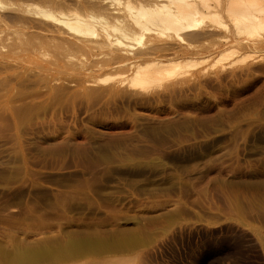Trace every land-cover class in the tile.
Returning <instances> with one entry per match:
<instances>
[{
    "label": "rangeland",
    "instance_id": "obj_1",
    "mask_svg": "<svg viewBox=\"0 0 264 264\" xmlns=\"http://www.w3.org/2000/svg\"><path fill=\"white\" fill-rule=\"evenodd\" d=\"M112 1L0 0V264H264V32L134 41L204 53L144 90L98 23L37 14L135 5Z\"/></svg>",
    "mask_w": 264,
    "mask_h": 264
},
{
    "label": "bare ground",
    "instance_id": "obj_2",
    "mask_svg": "<svg viewBox=\"0 0 264 264\" xmlns=\"http://www.w3.org/2000/svg\"><path fill=\"white\" fill-rule=\"evenodd\" d=\"M133 1L135 2V5L130 4L128 1L125 4V7H123V9L118 11H114V9L110 10L109 9L110 5L108 6V8H105L106 15L105 14L104 15L107 17V19H110V21H108L105 18V16L103 18H97L92 15H87L83 17L77 12L69 13L71 10H69V12L67 11L69 14H66L67 12L61 14L62 12H60L61 16L60 14L58 16H55L54 13H51L48 10H44V9L41 10L42 8L41 9L38 8L39 10L37 11V14H40L44 18L49 19L52 22L63 26L62 29L66 28L65 30H69L72 33H74V35L77 34L79 36L94 34L93 25L98 23L96 25H99L98 31H100L99 34L100 36L99 35L98 36L100 37L99 38L100 41L97 43L99 45H105L107 47H114L116 49V52L119 51L122 52V65L126 67L125 68L126 70L128 69V71L131 72L132 74L131 78L134 81L132 83H135L134 86L139 85L144 90L146 89L150 90L151 88L149 87L153 85H155L156 87L160 86V84L163 83L165 80L167 81V79L169 80L179 77L183 73L185 67L192 66V64L189 65L192 62L190 58L194 56L198 57V55L200 54L202 56L204 53L202 52V50L201 51L195 50L196 47L195 49H193L191 47L192 44L190 45L187 43L188 45H190L189 49L187 48L188 46L186 45L187 46L186 48L188 49L187 51L184 50L182 51V47H180L181 50L178 49L179 47L177 48L178 50L170 48L172 45H170L169 47L170 49H169L168 48L169 44H168L167 46L168 49H163V53L161 52L162 50L161 51L159 50V54L160 53L164 54L165 50H169L168 54H166L165 52V55H163V57L161 56L162 58H160V56L159 57L157 56L158 58H154V60H152L153 62L144 63L146 60L144 58L145 55H152V53L151 54L143 53L142 57H140L141 56L140 54L135 53L136 54L135 55L134 52L131 53V49H133L134 47L133 45L134 41H136L139 44L141 39H143L146 36L147 37L149 36V38H151L152 37L151 35H155L157 36V38L158 37L163 38L162 36H164L165 38L170 36H181V35H183V38H185V36L190 37V32L192 33L194 32V34H196L198 30L200 31V29H204L206 31L207 29H205V27L209 25L208 23L212 22L211 21L212 19L216 17L218 18V16L220 17V15L223 14H225V16L229 18V20L231 19L230 21H233L232 24L234 26L238 27V25L241 24V23L238 24L237 23L238 21H236L240 19L243 20L241 24L243 26H241V28L245 27L244 25L247 23L249 27L246 33L249 36L250 35L257 36L259 35V33L264 32V0H133ZM112 2H113L112 4H114V0ZM244 21L246 22L244 23ZM214 26L216 25L214 24L213 27L211 26L212 30L213 28H215ZM246 28L245 29L243 28L244 31L246 30ZM208 32H210V30ZM192 33H191V37L193 36ZM196 36L198 37L197 34ZM196 36L194 35V38ZM180 38L182 39V37H179V39ZM189 39L190 38H188V40ZM183 41L185 40L183 39ZM131 44L133 45V47ZM164 45L165 44H163V46ZM151 49L154 48L152 47ZM128 50L130 51V53ZM237 50L239 51L240 49ZM237 50L230 52L231 55L237 53L238 52ZM209 52L211 54L212 51L209 50ZM127 53L130 54L129 57L125 56L127 55ZM119 54L117 55V58L120 59L121 57H118ZM143 58L145 60H143ZM187 60L188 61L191 60V62L188 64ZM183 61H186L187 63ZM175 82L178 83V81ZM134 86L133 88H135ZM61 248H63V246ZM80 250L82 252V249ZM20 257L24 259L22 256Z\"/></svg>",
    "mask_w": 264,
    "mask_h": 264
}]
</instances>
